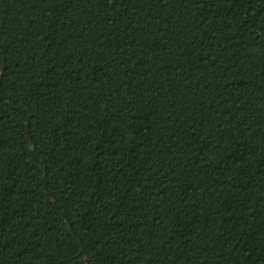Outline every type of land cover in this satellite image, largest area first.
<instances>
[{
  "label": "trees",
  "instance_id": "trees-1",
  "mask_svg": "<svg viewBox=\"0 0 264 264\" xmlns=\"http://www.w3.org/2000/svg\"><path fill=\"white\" fill-rule=\"evenodd\" d=\"M0 45V264H264V0H0Z\"/></svg>",
  "mask_w": 264,
  "mask_h": 264
},
{
  "label": "water",
  "instance_id": "water-1",
  "mask_svg": "<svg viewBox=\"0 0 264 264\" xmlns=\"http://www.w3.org/2000/svg\"><path fill=\"white\" fill-rule=\"evenodd\" d=\"M1 46V45H0ZM3 50V49H2ZM3 55H4V62H3V71H5L6 69V59H5V53L3 52ZM0 81H1V78H0ZM1 83V82H0ZM0 97L2 100H6L5 96L3 95L2 91H1V84H0ZM8 102V101H7ZM21 111V110H20ZM24 117L26 118V116L24 115ZM27 119V118H26ZM29 124V123H28ZM33 143H32V139L30 138V146L32 147ZM71 226V224H70ZM71 230L73 232V229H72V226H71ZM73 236L74 238L76 239V241L79 243V245L83 248L81 242L79 241L78 237L76 236V234L73 232ZM84 250V248H83Z\"/></svg>",
  "mask_w": 264,
  "mask_h": 264
}]
</instances>
